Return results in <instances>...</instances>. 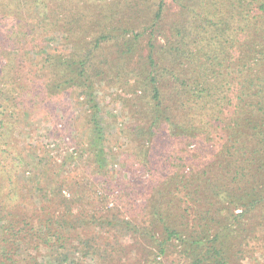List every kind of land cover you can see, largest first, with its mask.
Returning a JSON list of instances; mask_svg holds the SVG:
<instances>
[{"label":"trees","instance_id":"1","mask_svg":"<svg viewBox=\"0 0 264 264\" xmlns=\"http://www.w3.org/2000/svg\"><path fill=\"white\" fill-rule=\"evenodd\" d=\"M102 77L134 119L144 116V168L159 152L153 172L169 164L170 179L158 180L168 214L151 205L142 228L63 168L78 150L53 173L44 146L11 141L43 121L40 104L79 92L85 149L101 172ZM92 225L134 229L143 245L132 264L157 263L174 240L191 264H235L253 243L264 249V0H0V264H82L99 252Z\"/></svg>","mask_w":264,"mask_h":264},{"label":"rangeland","instance_id":"2","mask_svg":"<svg viewBox=\"0 0 264 264\" xmlns=\"http://www.w3.org/2000/svg\"><path fill=\"white\" fill-rule=\"evenodd\" d=\"M59 43L58 39L53 40V46ZM106 78L102 77L96 83L94 94L99 105L103 131V136H100L104 148L101 172H97L96 164L93 163L94 157L85 149L92 138V133L89 128L90 119L86 117L88 106H83L84 95L79 92L68 91L62 93L51 103L47 101L46 104H40V110L46 114L43 121L33 126L31 132L22 126L23 133L16 132L14 138L12 140L9 138V140L24 149L31 146L37 148L44 146L49 154H47L48 157L50 156L56 163L53 173L57 172L64 162V156L72 153L71 151L78 150V157L76 156L72 162L67 160L63 168L66 171L73 170V174H79L85 178L86 182L95 185L96 198L104 210L118 206L122 217L127 218L133 225L136 224L138 228H142L147 225L145 212L151 205H157L159 213H166V198L161 195L163 189L160 188L162 183L159 182L170 179L169 164L159 170L158 174L157 171L153 172L152 168H156V163L166 157L165 152L161 154L159 152L156 156L149 157L151 169L144 168L143 161L146 156L142 152V147L140 148L143 145L142 126L136 124L137 118L143 123L144 116L136 114L134 119L132 111L124 101L126 97L123 96L119 85L109 83ZM144 125L147 127L146 123H143V127ZM54 134L60 135L61 138L55 140ZM160 146L165 150V145ZM82 148H84V153L81 151ZM189 148L191 149L189 153L194 156L197 146L193 144ZM36 150L40 153L38 149ZM32 151L35 152L34 148ZM10 172L18 176L23 174L21 170L17 171L16 167L11 168ZM152 189H154V194L151 196ZM179 198L185 200L182 195H179ZM97 205L98 203L95 204V208ZM182 206H184L182 201H178L175 205L181 212ZM175 207L174 212H176ZM239 211L236 210V213ZM167 214L164 216L166 217ZM188 214L190 219L193 213L190 211ZM89 229L99 252L83 259L80 258L82 264H132L131 258L135 256L138 249L135 247L137 244L143 245V240L136 237V232L132 228L92 225ZM78 230L80 232V229ZM106 243L115 247L110 257L106 256L112 251L104 253ZM171 244L170 253L167 256L157 252L156 256L152 257L157 262L154 264H191L184 256L179 241H171ZM124 246L130 247L128 248L129 256L122 254ZM251 246L249 247L250 252L242 254L235 264H264V249L258 243H253ZM30 253L35 254L33 251ZM42 254L46 255L44 251ZM36 259L39 262L43 261L42 256Z\"/></svg>","mask_w":264,"mask_h":264},{"label":"built area","instance_id":"3","mask_svg":"<svg viewBox=\"0 0 264 264\" xmlns=\"http://www.w3.org/2000/svg\"><path fill=\"white\" fill-rule=\"evenodd\" d=\"M71 152H73V151H71Z\"/></svg>","mask_w":264,"mask_h":264}]
</instances>
